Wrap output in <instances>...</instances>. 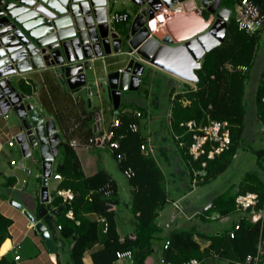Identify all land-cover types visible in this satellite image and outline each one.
Listing matches in <instances>:
<instances>
[{"label":"trees","instance_id":"trees-1","mask_svg":"<svg viewBox=\"0 0 264 264\" xmlns=\"http://www.w3.org/2000/svg\"><path fill=\"white\" fill-rule=\"evenodd\" d=\"M260 9L264 10V0H255ZM221 4L229 6L236 0H221ZM262 5V6H261ZM121 23L123 31L128 26ZM264 26V25H263ZM248 31L240 26L233 15H230L226 23L224 39L213 48L207 50L201 60V64L195 69L198 76L195 87L185 84L182 92L178 91L170 104V125L178 135V140H184L181 147L182 156L188 166V184L191 187L193 178L195 184H203L222 172L235 155L236 148L243 138L244 128V91L245 82L249 76V67L252 65L255 49L259 42V32ZM241 66H244L242 68ZM24 89L30 87L22 82ZM264 67L255 88V100L260 119L264 120ZM186 97L189 102L183 103ZM142 108V107H141ZM143 109V108H142ZM209 114L212 118L228 119L230 122L231 145L227 150L207 158L205 154L193 158L188 152L190 133L179 125V122L188 118H201ZM121 123L116 126L114 137L119 144L113 148L111 154H121L119 168L123 170L130 167L132 175L127 177L133 186L132 198L129 201L131 222L134 236L119 238L115 215L117 210L110 207L118 199V186L114 178L104 168L92 174H85L78 155L71 144L60 141L61 155L57 159L55 171L62 175L57 184L58 187H69L75 194L72 199L64 200L56 193L46 202L44 207L53 209L63 205L58 211L56 224L58 233L62 238L72 242L69 257L71 264H84L83 254L90 249L93 264H116L117 251L129 250L131 264H146V255L150 252L155 240L162 239L159 250L162 253V264H181L183 260L194 257L200 264H206L211 257L223 258L226 263L245 259L248 255L260 253L259 240H264V214L252 220L249 217L251 210L264 212V148H255L257 161L254 169L246 170L237 186L216 193L210 198V205L204 210L200 207L199 215L207 219L206 215L211 211H217L222 215L235 212V196L238 192L246 190L257 193V201L252 209L240 210L238 227L230 235L228 228L218 232L204 231L196 226L174 227L162 236H158L161 227L155 222L158 209L167 201V192L161 169L153 156L140 149L142 136L139 128L132 130L127 126L128 121H137L136 115L120 113ZM243 138V139H242ZM107 148V147H106ZM206 161L202 167L200 162ZM203 169V173H197ZM10 184V180L7 182ZM5 183L6 185H8ZM195 189V188H194ZM6 195V194H5ZM72 211V217L66 215V211ZM12 219L0 212V243L8 235V226ZM195 236L208 240V244L201 246ZM168 240V245L164 243ZM7 240L3 243L1 251L7 246ZM264 252V243L261 245ZM5 262L0 257V264ZM57 264H61L59 259Z\"/></svg>","mask_w":264,"mask_h":264},{"label":"crops","instance_id":"crops-1","mask_svg":"<svg viewBox=\"0 0 264 264\" xmlns=\"http://www.w3.org/2000/svg\"><path fill=\"white\" fill-rule=\"evenodd\" d=\"M108 1L109 0L106 1L107 11L110 10L108 8ZM133 1L137 3L135 0ZM137 5L139 4L137 3ZM262 5H264V3ZM228 7L231 8V13L229 14V16L233 15V11H232L233 7L230 6ZM115 11H126V10L120 9ZM204 12L205 11L193 12V13L198 15L202 20H204L205 17L206 19L211 18L210 13L205 15ZM132 15L134 19L136 17V12H134V14ZM202 16H204V18H202ZM93 17L95 19L93 28L95 29L98 40L99 41L101 39L106 40L105 38L107 34L104 36L101 33V31H103V28L100 27L103 24L102 21H100L97 18V15L95 14ZM130 17L131 16L129 14L127 20L113 23L118 34H119L118 26H120V28L122 29L121 23L123 22L125 23L124 25L128 26L127 31L129 32L133 21V19L129 21ZM205 24L206 22L203 21H200L198 23L194 22L192 23V25L191 23L190 24L188 23V25L182 28V30H179L178 34L176 35H178V37L189 36L193 33V31H196ZM259 29H261V31L259 32L260 35L259 42L255 49L253 63L249 67V76L246 79L247 82H245V91H244L245 114H244V128L242 133L244 138L243 141H253L254 140L253 136L255 135H254V131L251 130V127H253L255 123L256 124L264 123V120L260 119V117L258 116L257 103L255 100V88L264 67V35H263L264 26L260 27ZM158 31H160V33H158ZM158 31L156 32V35H160V34L164 35L166 31L169 32L168 29L167 30L163 29ZM108 39L110 40L108 41V45H107L109 51L106 52L103 48V53L99 55L94 54L92 60L86 61L87 65L85 66V70H84L85 82L84 84L77 86L74 92H72L68 82L61 80L56 73L60 69V64L62 60L72 65H74V63L78 61L77 58L68 60L64 54V51H61V55L63 57L62 60L58 62L60 64L51 63L50 65L31 67L26 70H33V69H37L34 71H40L42 69L53 70V75L55 76L56 81L52 77L48 78L44 76L42 78L43 85H46L50 91V94L47 95L45 102H47V106L49 107L50 110H53L55 117L58 119L60 129L64 137L63 136L61 137L57 124L54 120V117L50 113H46L44 103L42 104L35 103V105H37L38 108L41 110V114L43 115V121L52 118L55 125V130L56 132H58L60 136V141L66 140L70 144L72 140L78 142V144L76 145L71 144V146L75 149L85 174H92L96 172L98 168L101 167L106 169L108 173H110L111 177L115 179L112 173L113 172L112 167L119 168V164H118L119 159L115 158L111 154V151L106 147H99V146L85 147L83 145V142H86L87 138L92 132L93 119L96 114L100 115L102 126H108L111 123L114 112L112 110L113 108L112 94L108 90L109 74L116 72L115 76L111 75L112 76L111 81L119 80L121 78V73L118 72V68H125V65H127V62L131 57L126 53L127 56L125 57V59L122 60L117 58L120 52H117L116 54H112L115 48L114 38L113 36L109 35ZM262 40L263 43H261ZM123 52H125V50H123ZM71 54H73V50H71ZM135 60L140 61L136 56H135ZM150 65L153 66L152 68L153 72L152 75H150L149 77L142 76L143 70L139 75H137L136 73L132 75V73H130V77L128 78L129 80H132V76L133 78L140 76V79L139 81L132 80L133 88L128 86V87H122L120 89L118 106L122 110H126L124 112L129 113L130 115L131 114L133 115L131 110H136V109L141 110V115L136 116L137 117L136 122L138 123L139 132L141 133L142 140L152 145V150L150 151V154L153 156V158L155 159L156 163L158 164L159 168L163 173L166 192L169 183L171 182H172L171 184L173 190L177 192L176 196L170 197V199L167 193L166 202H168L169 199L170 205L172 206L171 209H168L166 202L163 204L162 207L158 209V214L155 219L156 224L161 227V231L158 233V236H162L163 234H165L167 231H169L174 227H178V226L190 227L192 225L204 231L218 232L219 228L210 229L211 226L209 227V224L206 221V220L209 221L211 219L216 220L218 218L205 219L201 215H199L198 212L196 211L198 210L199 207L203 210L207 208L210 205L209 202L210 198L213 197V195H215L216 193L208 195L205 201L202 203L186 198L187 193L190 192L189 190L190 186L187 187L188 166L181 152V147L183 146V143H185V141L181 139L179 140L177 139L178 135H175L176 133L171 127L169 121L170 104L174 99L176 93L178 91L182 92L185 84L194 88L195 82L184 80L156 65L153 64ZM86 71H90L92 76H87ZM251 73L254 75L253 78H251ZM50 81H52V85L56 87L54 93H52L50 90V86H52L50 84ZM25 82L30 87L31 82L28 79H26ZM33 84L35 83L33 82ZM59 84L62 85L63 87L62 91L59 90V86H58ZM92 84L95 85L94 89L92 88ZM81 90L83 93L79 92ZM104 93H107L106 99L104 98ZM92 95H96L97 97L101 96L99 100V105L97 104V102H95V104L92 102ZM183 98H185L182 100L183 103L189 102L188 98L186 97ZM8 117L9 115L6 118L2 117V119H7ZM18 118L20 122L19 127H21V124L23 123L19 116ZM16 132L11 133L9 131L4 130L0 126V152L4 146L17 147L19 150L18 156H10L7 160H1L2 165L0 167V172L4 175L5 180L3 182L1 180L0 185L2 182L5 185V188L3 191H0V212L5 216L11 218L12 221L8 226V235L0 243V257H3L5 260L3 264H57L58 259L61 264H71L69 252L72 246V242L67 240L66 238H62L58 233V226H57L58 223L56 224V219H57L56 214L58 212L55 211L57 207H54L53 209H48L45 206L46 211H44V213H40V207L44 206L41 204H45L46 202L40 200V187L42 183V176L40 175L42 173L41 159L40 157H39L40 160L37 158H33V152H34L33 148H35L38 145H30L29 153L24 155L19 144L14 143L13 146L7 144V140ZM29 136H27L28 144H30L29 143L30 141L28 139ZM60 141L56 154L57 152L60 151L59 149ZM249 147L252 148V150L255 149L252 146ZM56 154L54 158H56ZM107 157H109L110 160ZM10 158H14L20 161V163L11 165L9 163ZM263 158L264 156L262 157V159ZM28 159H31L34 163H38L40 161L39 162L40 164L38 166L39 169L35 171V173H33L35 179L30 181L31 185L29 189H26V185L29 180L28 176H30L33 172L32 167L28 162ZM56 162L57 160L54 159L51 171L56 170L55 169ZM163 162L166 164V166H164ZM166 169H168V173L171 176V179L169 181L165 173ZM19 171L21 172L20 176L17 174ZM23 178L24 180H22ZM49 178L47 180V187H48L49 196L52 197V195L55 194V189L60 179L52 177L54 183L53 186L50 188L48 185ZM8 180H10V184L7 183ZM19 181L25 184L20 186L18 184ZM115 181L119 189V182L116 179ZM5 183H7L8 185H6ZM129 185H130L129 189L128 190L126 189L127 192H123V202L126 211L125 210L121 211L120 208H118V204L120 203L119 201H121L120 199L121 197L119 196L118 191L117 194L119 201L114 203L112 207L117 210V213L115 215V220H116L117 231L119 233L120 240H122L125 236H134V232L132 229V222H131V212L129 210V201L132 198L133 186L130 183ZM127 196H129V200H126ZM13 200L20 202V205H15L14 202H12ZM174 201L179 202L181 204V207L180 208L176 207ZM207 204L209 205L206 207ZM23 208H26L28 212L31 214V216L35 218V222H33L31 218L25 214ZM254 211L255 212L253 213H256L257 217L255 219L251 218L252 220H256L257 218H260L264 214V212L259 209ZM229 214H233L234 218L231 221L233 223L234 220L236 221L239 218L240 211H235ZM227 215L228 214L223 215V217ZM38 221H43L46 224L49 236L54 244L53 250H50L48 248L42 234L38 230L35 231L34 226ZM195 239L200 242L201 246H205L208 244V240H206L203 237L195 236ZM6 240L8 241L7 246L4 250L1 251V247ZM161 243H162L161 238L154 241L150 252L146 255L145 258L146 264H162L163 256L160 250L158 249ZM263 243L264 240L260 239L258 243V247L260 248L259 249L260 253L257 254L258 256L257 264H262V259L264 258V252L261 246ZM90 252H91L90 249H86L84 251L82 257L84 264H93ZM14 254H19V258L17 259L14 258ZM218 260H222L221 264L226 263V261L223 258L218 257V258H213L214 264ZM115 263L131 264V257L127 253H123L120 256H118Z\"/></svg>","mask_w":264,"mask_h":264},{"label":"built area","instance_id":"built-area-1","mask_svg":"<svg viewBox=\"0 0 264 264\" xmlns=\"http://www.w3.org/2000/svg\"><path fill=\"white\" fill-rule=\"evenodd\" d=\"M12 0H0V29L1 28H5V27H10L9 29L6 28V30L0 35V38L2 36H7V39L5 40V42L0 41V46H2L5 50V55L9 56V54L11 53H15L18 52L21 49L25 50V47L28 48V44H34V40H32V38H30L29 36H27L28 34L26 33V31H22V33H24L28 39L26 41H23L20 36H19V24L14 20L13 17H11L8 13L9 10L13 9V5L10 4ZM14 3H22V5L26 8V10H31L33 9V15L37 16L39 14H41V11H39L35 5L37 4H42L43 9L49 10L50 12H54V16H47L44 22H53L54 21H59L61 19H66L67 17L70 18L71 22L68 23H64L62 24L60 27H54V25L51 26V28L53 29V31L56 30H67V29H71L73 28L75 35L76 32L79 31V33L81 31H86L88 30V28H92L93 30V24L95 23V19H94V11L95 8L98 7H93V5H89L90 9L89 11H85L84 9H82V6L75 3V6L73 8V10H78L77 14H74L71 9L67 8L66 10L62 11V10H57L55 9L56 7L53 6V4H51L50 2H48L47 0H31L30 3L27 2H21L20 0H13ZM30 1V0H27ZM53 3H60L59 0H51ZM106 1L105 0V6H106ZM138 4H139V9L136 12L137 14H142L143 20L140 23V27H146L147 28V36L142 40H146L147 38L151 37L152 35H154L158 30L160 29H166V23L173 18L174 14L176 12H186L183 14H194L193 12H202V9H199L198 11L194 8V6L188 5L186 2H189V0H176L174 3H172L171 5H167L166 0H135ZM170 1V0H167ZM68 2L70 3V0H68ZM183 4H187L189 9H185ZM67 5V4H66ZM68 6V5H67ZM55 7V8H54ZM141 9H143L144 12L141 11ZM94 10V11H93ZM85 11V12H84ZM233 11V16L235 17L236 22L244 27L245 29H247L248 31L252 32L255 31L256 29L262 27L264 25V10H261L258 3L255 0H237L232 8ZM231 13V8H229V12H228V16ZM91 15L92 18V26H90V23L87 22V20H84V17H87V15ZM196 15V14H195ZM129 17V13L126 11H110L106 9V19L105 22L107 24L106 26V41H110L108 39V36L111 35L113 33H117V35L119 36L117 30L115 29L113 23L115 22H121V21H125L127 20ZM204 17V16H203ZM79 18L80 19V24L81 26L78 28L76 27V21L75 19ZM43 22V23H44ZM42 23V22H41ZM184 24V23H183ZM184 25H179L178 28H184ZM89 28V29H90ZM21 29V28H20ZM168 31L165 32L164 35L162 36H157L158 39L161 41L162 37H164L165 35H168ZM75 35H71L68 36L66 38H73ZM93 35L96 36V38L90 42V46L92 48H94V51H92L93 53H91L92 55L89 57H83L81 59H78V61L76 63H74V65L69 64L73 70L70 71V73L66 74L64 73V69L63 67L65 65H67L68 63L66 61H61V64L58 62L54 61V56L51 53L52 48L47 47V44H43L42 46L46 47V50L44 52L40 51L39 48V53L41 56H45L46 54H50L46 57V59L42 58V64L41 65H50L51 63H57L60 64V69L57 73V76L65 81L68 82L69 84V80L70 79H83V83L77 85L80 86L82 84H84L85 82V75H84V70H85V66L87 65L86 61L92 60V57L94 56V54L99 55L101 53H103V45H102V39L99 41L97 38V35L93 32ZM43 37V36H41ZM113 38L115 39V37L113 36ZM40 39V37H38L36 40ZM56 40V41H55ZM55 40L52 41L55 43H60L61 40H63V38H56ZM5 46H10V50H6ZM99 48L102 50L101 53L97 54L96 50ZM136 48L131 47L129 50L126 51V53L132 57L135 58V56L140 60L145 62L146 59L141 56L139 53L136 52L135 50ZM118 51H113L112 54H116ZM135 55V56H133ZM1 57V56H0ZM32 58L33 55H27V57L22 56L20 59L13 61L11 60V58L9 57L8 60L3 61V63L0 64V68H3L5 66H7L9 64V62H11V66L15 67V70L12 72H6L4 74H0V80H4V82H6V86H4V88H1L2 91V96L0 97V117H7L9 114L8 112L10 110H12L15 106H17L19 103H23L24 105L27 103L28 99V95L19 92L13 85H11L10 82V76L14 73H18L21 72L22 70H17L15 64L21 61H25L26 58ZM67 58V57H66ZM69 60V59H68ZM78 63L81 64V67L79 68ZM118 68V72H120L121 74H127L124 77V80L122 81L123 83L122 86L124 87H132V80H138L136 78H133L132 76V80H129L128 78L130 77V73H132V75H134L136 72L134 71V68L131 66L130 68ZM32 66H30L29 68H31ZM242 68H244V66H241ZM26 70V69H25ZM119 76V75H117ZM119 78V77H118ZM122 78V77H121ZM121 78L119 80L113 81L115 82L116 86L115 87H108L109 92L114 96L113 93H119L120 89L122 88L120 85L121 82ZM77 86L74 87H70L72 92L75 91V89L77 88ZM109 86V84H108ZM14 88L19 92L20 94V98L17 99L15 98V96L10 97L11 93L13 92ZM112 91V92H111ZM262 100H264V96L262 97ZM2 103V104H1ZM7 104L10 107L8 109L2 110L1 106ZM33 107H35L38 110V113L41 114V110L38 108L37 105H35V103H32ZM112 110H113V117H112V121L108 126H102V121L100 118L99 114H96L94 119H93V126H92V132L89 135V137L87 138L86 142H83V145L85 147H95V146H99V147H107L109 150H112L113 148L117 147L119 144L118 138L114 137L115 134V128L116 126H118L121 123L120 120V116L119 114L121 112H124L126 110H122L118 104L115 105V99H113V104H112ZM132 113H134L136 116H140L141 115V110L136 109V110H131ZM28 115V114H26ZM42 115V114H41ZM43 116V115H42ZM25 115H23L21 117L22 123L21 127H19V131H17L14 135H12L8 140H7V144L10 146H13L14 143H17L20 145V148L22 149V152L24 155L28 154L30 151V145L27 142V136L30 135L29 128L32 127H27L24 123V118ZM28 118V116H27ZM179 125L181 127H183L185 129V131L190 133V143L188 144L187 148H188V152L192 155L193 158H198L200 155L205 154L207 158H212L215 155L221 153L224 150H227L230 148L231 145V134H230V122L228 121V119H218V118H212L209 116V114H205V116L197 119L194 117L188 118L186 120H182L179 122ZM127 126L132 129V130H136L138 129V123L136 121H128ZM56 131V130H55ZM34 133V131H33ZM71 144L76 145L78 144V142H76L75 140L71 141ZM140 149L142 151H144L145 153H150V151L152 150V145L148 144L146 141H142L140 142ZM117 158L119 159L121 157V154L117 153L116 154ZM55 155H53L51 157V167H50V175L49 177H53V178H58L61 179L62 175L57 172V171H51L52 170V165L54 162V158ZM9 163L11 165L14 164H18L20 163V161L14 159V158H10L9 159ZM22 164V163H21ZM201 166L203 167L206 164L205 160H202L200 162ZM204 170L203 169H199L197 171V173H203ZM123 173L126 177H129L132 175V170L130 167H127L123 170ZM41 176L43 175V173L40 174ZM24 180V178L22 179ZM195 178H193V181L191 183V187L189 190L193 189L196 184H195ZM55 193L59 196H61L64 200H69L72 199L75 192L70 189L69 187H58L56 186L55 189ZM51 197L49 196V192H48V200H50ZM257 201V193L255 191H251V190H246L244 192H238L235 196V210L236 211H240L246 208H250L252 209L253 206L255 205ZM174 204L176 207L180 208L181 204L177 201H174ZM110 207H113V204H109ZM209 204L206 205V207ZM253 209L251 210V214H250V218L255 219L256 213ZM66 215L69 217H72V211L68 210L66 211ZM209 218H223V215L217 211H211L210 213H208L206 215ZM58 227H60V225H57ZM238 227V219L232 223L231 228L229 230L230 235H233V231L234 229H236ZM168 245V240L165 241L164 246L166 247ZM123 253H127L128 255H130V251L129 250H120L117 251L118 256H120ZM14 258H19V254H14ZM163 261V258H162ZM258 262V256L256 255H248L245 257L244 260L241 261H233V262H227L225 264H257ZM181 264H200V262L194 258H188L186 260H183L181 262ZM262 264H264V258L262 259Z\"/></svg>","mask_w":264,"mask_h":264},{"label":"water","instance_id":"water-1","mask_svg":"<svg viewBox=\"0 0 264 264\" xmlns=\"http://www.w3.org/2000/svg\"><path fill=\"white\" fill-rule=\"evenodd\" d=\"M21 2H27L30 3V1L27 0H20ZM45 1V0H44ZM57 10H66L67 8L71 9V11L77 12L78 10H73L75 3L76 5L79 4L82 6V9L85 11H89L90 6L93 5L92 8H95L94 14L97 15V18L102 21V25L100 26L103 28V31H101L102 35H106V6H105V0H70V3L68 0H59L60 3H53L51 0H47ZM176 0H170L167 1V5H171ZM182 1V0H179ZM204 6L210 11L211 18L202 20L198 15L195 14H187L184 15L182 12H176L167 23L166 28L169 30L168 35H165L162 37L161 41L158 39L157 36L159 35H152L151 37L147 38L146 40L142 41L147 36V28L144 26L140 27V23L143 20L142 14H137L136 17L133 19L131 27L129 32H126V38L128 40L129 50L131 47L136 48V52L139 53L141 56H143L146 61L140 62L135 60L134 57H130L127 62V68H130L131 66L134 68V71L137 75H139L143 68L144 63H149L156 65L160 68H163L172 74L190 81V82H196L198 79V76L195 72V69L198 68L201 64L202 57L204 53L213 48L215 45L219 44L225 37L226 32V23L228 20V12L229 7L226 5H220V0H202ZM188 5L194 6V8L198 11L199 9H202L201 11H204V8H201L197 5L195 0H189V2H186ZM13 6L12 10H9V15L14 18V20L19 24V36L23 41H26L28 39L27 36L32 38L34 40V44H28V48L25 47L24 49L19 50L18 52L11 53L9 56L5 55V50L2 46H0V64L3 63V61L8 60L10 57L11 60L16 61L20 59L22 56L27 57V55H33L31 58H26L25 61L17 62L15 64L17 70H25L28 69L30 66L32 67H38L41 66L42 61L41 59L46 57L50 54L54 56V61L59 62L62 60L61 51H64L65 56L67 59H81L83 57H89L93 53L94 48L90 46V42L96 38V36L93 35V32L96 34L95 29L88 28L86 31H79L75 32L73 28L71 29H65V30H56L53 31L51 28L52 25L54 27H60L64 23L71 22L70 18L67 17L66 19H61L59 21L53 22H44L47 16H54V12H50L49 10L43 9L42 4H37L35 7L41 11V14L34 16L33 12L34 10H26V8L22 5V3H14L12 0L11 3ZM68 6H67V5ZM187 4H183L185 9H189ZM218 8V9H217ZM217 9V10H216ZM84 11V12H85ZM142 12L143 9H141ZM216 11V12H214ZM74 13V14H77ZM143 18H142V17ZM84 20L88 23H90V26H92V18L91 15H87V17H84ZM76 27H80V19L76 18ZM206 22L204 26L197 29L196 31H193V33L189 36H181L178 37L179 30H182V28H178L179 25L187 26L188 23L192 25V23L196 22ZM42 22V23H41ZM44 22V23H43ZM184 23V24H183ZM184 27V26H182ZM189 27V26H188ZM10 27H5L0 29V35ZM206 29V30H205ZM22 31H26L28 34L27 36L22 33ZM75 35L73 38H66L68 36ZM43 36V37H41ZM112 36L115 37V48L114 51L123 52L121 50V41L122 38L120 35L118 36L117 33H113ZM38 37L40 39L36 40ZM56 38H63V40L60 41V43H55L52 41ZM7 39V36H2L0 38V41L5 42ZM56 41V40H55ZM43 44H47L46 46L49 48H52L50 54H46L45 56H41L39 51L44 52L46 50V47L42 46ZM198 44L196 47V45ZM103 48L106 52L109 51L107 45L108 42L106 40H102ZM6 50H10V46H5ZM71 50H73V54H71ZM125 50V53L126 51ZM101 49H97V54L101 53ZM71 54V55H70ZM9 64L3 68H0V74H4L6 72H12L15 70L14 66H11ZM79 68L81 67V64L78 63ZM64 73L68 74L70 71L73 70V68L68 64L63 67ZM116 75V72H113L112 74H109V86L108 87H115V82L111 81V77ZM127 74L123 73L121 74V83L124 80V77ZM136 79H140V76H137ZM83 83V79L77 80V78L70 79L69 80V86L74 87L79 84ZM124 84V83H123ZM6 86V82L4 80H0V97L2 96L1 88H4ZM133 88V86H132ZM5 89V88H4ZM112 92V91H111ZM112 98L115 99V105L118 104V98L119 93H113ZM15 96V98L19 99L20 94L19 92L14 88L13 92L11 93L10 97ZM2 104V103H1ZM10 106L7 104H4L1 106L2 110L8 109ZM15 110L16 114L21 118L23 115H25L24 123L29 128L30 136L29 139V145H38L40 156H41V163H42V183L40 187V200L46 201L48 199V187H47V180L50 175V167H51V157L56 154V151L59 146L60 136L58 132L55 131V125L52 120V118H49L48 120L43 121V116L38 113V110L33 107L32 102L27 101V103L24 105L23 103H19L17 106L13 108ZM28 114V115H26ZM29 117V119L27 118ZM34 131V133H33ZM15 205H20V202L13 200ZM63 209V205L58 206L55 211H61ZM23 211L25 212L28 217L31 218L33 222H35V218L31 216V214L28 212L26 208H23ZM46 211V208L44 206L40 207V213H44ZM35 231H39L42 236L45 239V242L50 250L54 249V244L49 236L48 229L46 224L43 221H38L36 225L34 226Z\"/></svg>","mask_w":264,"mask_h":264},{"label":"rangeland","instance_id":"rangeland-1","mask_svg":"<svg viewBox=\"0 0 264 264\" xmlns=\"http://www.w3.org/2000/svg\"><path fill=\"white\" fill-rule=\"evenodd\" d=\"M197 5L201 8H204V13L205 15L209 14V10L206 8V6H204L203 1L202 0H195ZM230 7H233L232 4H229ZM108 8L111 11H115V10H120V9H125L129 14H130V20L131 21L133 19V15L134 12H137L139 9V5H137V3H135L133 0H109L108 1ZM218 9V8H217ZM216 9V10H217ZM216 12V11H214ZM118 30H119V34L122 37V44H121V50H126L129 46H128V40L126 38V32H124L123 30H121L120 26H118ZM206 30V29H205ZM263 35H264V30H263ZM261 43H263V40L261 41ZM127 56V54L125 52H120L119 55L117 56V58L119 59H125V57ZM153 66H151L149 63H145L144 64V69H143V77L144 76H150L152 75V69ZM37 69H33V70H23L21 72L18 73H14L10 76V82L11 85H13L19 92L27 94L28 97V101L32 102V103H36V104H42L44 103L45 105V111L46 113H50L53 117L54 120L57 124V127L59 129L60 135L61 137L63 135L61 129H60V125L58 122V119L55 117V114L53 113V110H50L49 107L47 106V102L46 101V97L48 94H50L49 89L47 88L46 85H43V81L42 78L44 76L48 77V78H54V80L56 81L55 76L53 75V70L52 69H46V70H40V71H34ZM87 76H92L90 71H86ZM254 75L251 73V78H253ZM28 79L31 82L30 85V89L26 90L23 88L22 86V82H25V80ZM147 80V79H146ZM33 82L36 84H33ZM247 82V81H246ZM50 84L52 85V81H50ZM59 86V90H63L62 85H58ZM92 88H95V85L92 84ZM56 87L54 85L50 86V90L52 93L55 92ZM80 93H83L82 90L79 91ZM100 97H97L96 95H92V102L95 104V102H97V104L99 105V100ZM104 98H107V93H104ZM46 115V114H45ZM29 119V117H28ZM19 118L18 115L16 114L15 110H10L9 111V117L7 119H2V117H0V126L6 130L9 131L11 133L16 132L17 130H19ZM251 130L254 131V140L253 141H243L240 145L237 146L236 148V152L235 155L232 157L231 161L228 163L227 167L220 173H218V175L216 177L211 178L209 181L203 183V184H199L196 185L193 189L190 190L189 193H187V197L188 199H191L193 201L202 203L205 201V199L207 198L208 195L214 194V193H219L227 188H229L230 186H237L243 176V173L246 170H251L254 169L255 167H257V163H256V153L254 150H252V148H250L249 146H252L254 148L257 147H264V123H260V124H254L253 127H251ZM33 152V158H37L41 159L40 156V152H39V148L38 146H36ZM59 151V150H58ZM19 155V150L17 147H7L4 146L0 152V167L2 165V161L1 160H7L10 156H18ZM61 155V152H57L56 154V160L59 159ZM107 156V155H106ZM109 158V157H107ZM39 159V160H40ZM110 160V158H109ZM264 163V158L261 160ZM29 164L32 167V174L29 177L28 183L26 185V189H29L30 187V181L34 180V174L35 171H37L39 169V162L38 163H34L31 159H28ZM164 163V162H163ZM4 166V165H3ZM164 166H166V164L164 163ZM172 168V167H170ZM113 170V175L115 177V179L119 182V196L121 197V201H119L120 203L118 204V208H120L121 211L125 210V205L123 202V192H127L126 189H129V182L127 177L124 175V173L121 171V169L119 170L118 167H112ZM166 176L168 181L171 179V176L168 173V169H166L165 171ZM19 176L21 175V172L19 171L17 173ZM2 180V182L5 180L4 175L0 172V181ZM1 182L0 185V191H3L5 188V185ZM54 180L52 179V176L49 178V187L51 188L53 186ZM172 183V182H171ZM169 183L168 189H167V193H168V197L170 199V197H174L176 196V193L173 188H172V184ZM18 184L20 186L24 185L23 183H21L20 181L18 182ZM166 202L168 209H171L172 206L170 205V202ZM126 200H129V196H127ZM235 216V214H234ZM129 217V216H127ZM233 214H228L227 216L223 217V218H218V219H211V220H206L207 223L209 224L210 229H214V228H219V231L225 228H228L231 224H232V220H233ZM222 260H218L216 261L215 264H221ZM206 264H214L213 262V257H211L209 259V261L206 262Z\"/></svg>","mask_w":264,"mask_h":264},{"label":"clouds","instance_id":"clouds-1","mask_svg":"<svg viewBox=\"0 0 264 264\" xmlns=\"http://www.w3.org/2000/svg\"><path fill=\"white\" fill-rule=\"evenodd\" d=\"M205 19H206V17H205ZM160 30H162V29H160ZM158 33H160V31H158ZM154 35H156V33L154 34ZM163 34H160L159 36H162ZM157 36V35H156Z\"/></svg>","mask_w":264,"mask_h":264},{"label":"bare ground","instance_id":"bare-ground-1","mask_svg":"<svg viewBox=\"0 0 264 264\" xmlns=\"http://www.w3.org/2000/svg\"><path fill=\"white\" fill-rule=\"evenodd\" d=\"M194 45H196V47H198V46H197L198 44H194Z\"/></svg>","mask_w":264,"mask_h":264}]
</instances>
